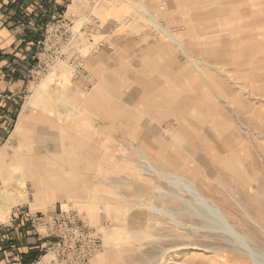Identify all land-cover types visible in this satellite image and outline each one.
<instances>
[{"label":"rangeland","instance_id":"obj_1","mask_svg":"<svg viewBox=\"0 0 264 264\" xmlns=\"http://www.w3.org/2000/svg\"><path fill=\"white\" fill-rule=\"evenodd\" d=\"M6 8L34 30L0 72L23 82L0 90V152L45 107L69 136L54 139L52 203L0 221V264H253L183 203L179 178L264 253V0Z\"/></svg>","mask_w":264,"mask_h":264},{"label":"crops","instance_id":"obj_2","mask_svg":"<svg viewBox=\"0 0 264 264\" xmlns=\"http://www.w3.org/2000/svg\"><path fill=\"white\" fill-rule=\"evenodd\" d=\"M8 4L9 0H0V72L12 57L24 59L23 48L31 50L33 44L28 35L34 28L17 26L18 23L13 21L17 22L18 15L10 13L11 10L6 8ZM22 88L20 80L10 87L6 81L0 80L1 91L19 93ZM48 110L45 107L21 115L10 143L0 152V221L3 223L11 216L12 205L30 204L32 198H35L36 205H49L53 201L54 139L56 134L60 139L68 138L69 134L65 131L56 133L55 117L53 113L48 114Z\"/></svg>","mask_w":264,"mask_h":264},{"label":"bare ground","instance_id":"obj_3","mask_svg":"<svg viewBox=\"0 0 264 264\" xmlns=\"http://www.w3.org/2000/svg\"><path fill=\"white\" fill-rule=\"evenodd\" d=\"M145 160V157L142 156ZM152 171L161 176L165 177L162 173L158 172L156 168L148 164ZM174 186H182L185 188L187 193L194 199V204L189 201L183 200V203L189 206L195 213L196 216L202 218L207 222V230L214 233H220L227 236L232 240L240 249L243 254H246L253 264H264V253L258 251L254 246L253 242L246 235L239 233L228 221V219L221 212L218 205L212 203L206 197H204L196 186L183 178H179L177 181L171 182ZM185 198V197H184ZM159 212L161 210L158 209ZM165 216L169 217L172 221L179 223L171 214L163 212ZM205 230V229H204Z\"/></svg>","mask_w":264,"mask_h":264},{"label":"built area","instance_id":"obj_4","mask_svg":"<svg viewBox=\"0 0 264 264\" xmlns=\"http://www.w3.org/2000/svg\"><path fill=\"white\" fill-rule=\"evenodd\" d=\"M38 44H40V42H38Z\"/></svg>","mask_w":264,"mask_h":264}]
</instances>
